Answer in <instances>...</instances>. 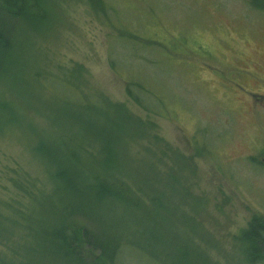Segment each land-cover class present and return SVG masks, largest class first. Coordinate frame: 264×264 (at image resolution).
<instances>
[{
	"label": "rangeland",
	"instance_id": "1",
	"mask_svg": "<svg viewBox=\"0 0 264 264\" xmlns=\"http://www.w3.org/2000/svg\"><path fill=\"white\" fill-rule=\"evenodd\" d=\"M101 5L106 14L86 0L56 2L55 24L34 33V53L53 79L76 67L83 91L102 92L155 123L162 142L136 135L130 151L147 144L140 156L176 170L174 183L162 180L168 195L156 213L145 209L138 218L117 208L107 216L126 230L117 264H255L236 238L253 215L264 217V11L247 0ZM139 82L142 106L126 91ZM51 129L33 110L0 126V254L18 252L15 210L49 191L33 144ZM166 143L170 156L177 149L185 160L160 154ZM198 149L204 155L196 157Z\"/></svg>",
	"mask_w": 264,
	"mask_h": 264
},
{
	"label": "trees",
	"instance_id": "2",
	"mask_svg": "<svg viewBox=\"0 0 264 264\" xmlns=\"http://www.w3.org/2000/svg\"><path fill=\"white\" fill-rule=\"evenodd\" d=\"M59 1L0 0V126L31 110L52 125L51 133L33 144L43 159L49 191L15 210L18 220L13 223L21 235L18 252H1L0 264H117L127 244L126 230L121 231L122 224H109L107 216L116 214L117 208L138 218L145 209L156 213L159 200L168 195L163 178L171 183L176 178L175 168L163 172L156 162L140 156L147 144L130 151L136 135L155 144L162 142L155 135V123L102 92L83 91L76 67L59 71L61 75L53 79L48 68L38 65L34 33L52 28L53 7ZM86 1L91 9L106 14L101 0ZM247 3L264 11V0ZM141 90L140 82L134 91L126 87L128 96L140 106L136 93L144 95ZM160 154L169 155L168 143ZM171 154L170 160L177 164L185 160L177 149ZM202 155L203 150L195 152L196 157ZM189 158L194 166L195 159ZM236 239L249 262L264 263L263 216L253 215ZM151 252L156 256L154 248Z\"/></svg>",
	"mask_w": 264,
	"mask_h": 264
},
{
	"label": "bare ground",
	"instance_id": "3",
	"mask_svg": "<svg viewBox=\"0 0 264 264\" xmlns=\"http://www.w3.org/2000/svg\"><path fill=\"white\" fill-rule=\"evenodd\" d=\"M260 259L258 258V260L257 261H259Z\"/></svg>",
	"mask_w": 264,
	"mask_h": 264
}]
</instances>
